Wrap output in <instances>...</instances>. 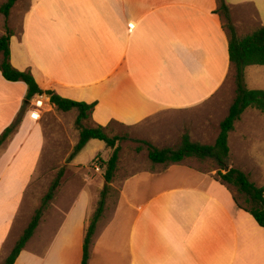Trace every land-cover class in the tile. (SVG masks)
<instances>
[{
  "label": "crops",
  "instance_id": "0c3cea01",
  "mask_svg": "<svg viewBox=\"0 0 264 264\" xmlns=\"http://www.w3.org/2000/svg\"><path fill=\"white\" fill-rule=\"evenodd\" d=\"M223 1L237 38L264 27V0ZM6 2L0 0V7ZM217 8V0H17L7 19L0 14V37L6 24L12 67L29 72L43 92L93 104L90 127H103L106 134L113 125L133 128L159 150L176 149L183 136L213 146L236 94L229 31ZM243 72L263 86L245 89L264 91V66ZM21 83L0 73V135L21 109ZM31 102L26 108L32 109ZM32 111L38 117H19L16 135L0 147V264L27 227L18 229L15 222L33 164L26 161L24 175H15L20 155L15 140L26 132V145L37 131L45 135L39 128L43 116ZM257 113L264 114L247 108L234 123L227 167L236 169L229 162L230 140L246 152L242 142L252 137ZM97 141L84 148L101 150ZM189 159L199 165L207 160ZM189 159L154 164L121 182L113 207H104L96 224L88 264H264V228L238 207L230 186L215 179L219 168L204 170ZM87 184L62 203L61 182L53 198L67 205L61 218L52 225L55 212L41 217L14 264L81 263L96 209Z\"/></svg>",
  "mask_w": 264,
  "mask_h": 264
},
{
  "label": "rangeland",
  "instance_id": "374dc122",
  "mask_svg": "<svg viewBox=\"0 0 264 264\" xmlns=\"http://www.w3.org/2000/svg\"><path fill=\"white\" fill-rule=\"evenodd\" d=\"M1 61L2 55L0 54V63ZM249 74L250 73L244 77L243 72V85L249 89L263 87L261 84L255 83L256 80L254 78H249ZM22 86L24 87V90L18 91L19 95L20 93H23V100L20 102L21 109L15 114L16 118H14L11 126H13L18 120V123H20L21 120L19 117H21V119L28 117L33 121L38 117V115L32 111V109L35 110L32 107V102L30 103L32 109L26 108L25 102L28 101L27 88L24 84ZM48 109L49 108L47 107L45 110H35L43 116L42 122H44V124L39 128L40 130L42 129V132L45 135H42L41 132L37 131L31 136L30 142L26 145H24L25 138H23L26 132H24L18 140H15V144H17V147L19 146L17 152H20L16 162V165L18 166L15 170L16 172H14L15 175L18 177L20 176V178L24 175V173L20 174V169L21 167H24L26 161L33 164V172L31 173L32 180L28 183L26 192L22 195L19 212L16 217L15 227L17 226L16 228L18 229H24L30 222L34 212L40 207L42 198L47 193L51 183L61 168L64 169L63 177L61 179V182H63V187H61V189L63 188L62 193L64 194L61 196L59 195V198L63 200L62 203L69 199L71 193L76 192L88 183L87 191L91 194V204L95 197L96 208L102 190L100 187L104 184V169L100 164L102 159L99 156L97 158L95 157L100 154L101 157L109 159L112 154V152H107L104 149V142L97 141L98 144L102 146L101 150L89 145L73 157L72 161H74V164L77 167H68V158L72 153L74 145L78 142L79 137L78 131L75 127V120L78 112L72 110L64 113L53 108ZM257 114H259L257 116H260V118L257 117L258 121L256 120L253 123L252 137H248L246 139L247 141L242 142L243 145H248L246 152L236 149L237 144H234V141L230 140L231 156L229 157V162L233 163L236 169L244 173L251 182L253 181L256 185L264 186V114ZM83 125L89 127L88 121H84ZM16 130L17 127L11 135L14 134L13 136H15ZM107 134L109 137L116 136L118 138L115 142V146L119 148L118 167L114 172L113 179L111 184H109V190L107 191L105 198V207L107 206V209H111L118 197V190L121 182L135 172L152 168L154 164H152L147 157L146 140H144L135 129L121 125H113ZM40 135L43 136V141L41 140ZM21 143L22 146L20 147ZM3 145L4 144L1 146ZM225 160L224 164L226 168L230 169L227 167ZM188 162L198 165L204 170L219 168L216 161L209 159H207L206 163H203L202 165L197 164L193 159H189ZM95 166H98L99 171H94ZM224 172L225 171H223V173ZM214 177H216L215 174ZM257 177H259V181L257 180ZM23 181L24 179L21 181V184ZM17 186L18 181L14 184V191H16ZM230 188L234 192L238 203L245 208H250V203L247 201V197L243 193H240L237 188L233 186H230ZM13 200L14 206H16L18 199L13 198ZM54 206L57 209L54 210ZM66 206V204H58L56 199L55 201L53 199V201L48 203L44 210L42 215L43 219H47L50 214H54L55 212L57 217L55 215V220L51 223L54 225L55 221H58L61 218L62 208H65Z\"/></svg>",
  "mask_w": 264,
  "mask_h": 264
},
{
  "label": "trees",
  "instance_id": "16d2710c",
  "mask_svg": "<svg viewBox=\"0 0 264 264\" xmlns=\"http://www.w3.org/2000/svg\"><path fill=\"white\" fill-rule=\"evenodd\" d=\"M17 0H7L0 7V14L7 19L10 10ZM217 12L226 20V28L229 31L228 56L229 61L235 70L236 94L231 104L227 117L220 124V133L213 146L199 145L189 141L187 136H183L180 145L176 149H156L151 144L147 145V157L152 164H176L186 159L194 158L199 162L206 159L217 162L219 169L216 172L215 179L228 186L237 188L240 193L247 197L250 208H245L234 199L239 208L248 212L256 223L264 228V188H258L251 182L244 173L237 169H227L224 160L229 155L228 135L234 129V123L240 119V116L247 108L255 109L264 113V91L247 90L243 85V71L249 66H264V27H259L250 33L239 38L234 34L233 27L230 23L228 8L223 0H217ZM5 34L0 37V54L2 61L0 63V73L2 77L9 82H23L27 87V100L30 101L37 95L46 94L49 97L51 107L60 112H70L76 110L78 115L75 120V127L78 131L79 139L74 146L68 160L79 153L85 145L91 140H98L105 143L107 148L112 149V154L107 161H101V167L104 169L103 180L105 185L101 190L97 207L88 221L86 233L83 241L82 260L80 264H88L89 246L91 238L95 232L96 224L104 212L105 198L109 190V184L113 179L114 172L117 168L119 148L115 146L117 137H109L103 127H85L84 121H88L93 104L78 103L68 99H64L53 92H43L36 84L34 78L29 72H21L12 67L10 63L9 41L11 33L5 24ZM18 121L0 135V147L11 136L16 129ZM227 171L223 173L224 170ZM64 169L61 168L53 182L51 183L47 193L41 200L40 207L34 212L30 222L24 229L19 239L15 243L9 256L2 264H14L26 243L33 236L39 225L44 210L48 203L54 198L57 189L61 184Z\"/></svg>",
  "mask_w": 264,
  "mask_h": 264
},
{
  "label": "built area",
  "instance_id": "2783aa9c",
  "mask_svg": "<svg viewBox=\"0 0 264 264\" xmlns=\"http://www.w3.org/2000/svg\"><path fill=\"white\" fill-rule=\"evenodd\" d=\"M45 106H48L47 98L45 95H37L32 99V107L35 110H45ZM95 170L99 171V168L96 166Z\"/></svg>",
  "mask_w": 264,
  "mask_h": 264
},
{
  "label": "bare ground",
  "instance_id": "6f19581e",
  "mask_svg": "<svg viewBox=\"0 0 264 264\" xmlns=\"http://www.w3.org/2000/svg\"><path fill=\"white\" fill-rule=\"evenodd\" d=\"M44 108H47V106H45Z\"/></svg>",
  "mask_w": 264,
  "mask_h": 264
},
{
  "label": "water",
  "instance_id": "95a60500",
  "mask_svg": "<svg viewBox=\"0 0 264 264\" xmlns=\"http://www.w3.org/2000/svg\"><path fill=\"white\" fill-rule=\"evenodd\" d=\"M227 170H225V172H226Z\"/></svg>",
  "mask_w": 264,
  "mask_h": 264
}]
</instances>
